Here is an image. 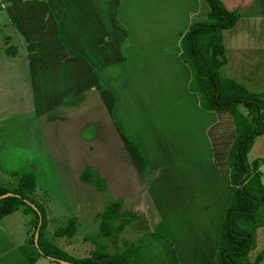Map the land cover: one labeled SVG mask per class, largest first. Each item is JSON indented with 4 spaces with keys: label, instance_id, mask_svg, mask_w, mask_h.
Wrapping results in <instances>:
<instances>
[{
    "label": "crops",
    "instance_id": "1",
    "mask_svg": "<svg viewBox=\"0 0 264 264\" xmlns=\"http://www.w3.org/2000/svg\"><path fill=\"white\" fill-rule=\"evenodd\" d=\"M1 1L25 58L38 113L96 96L131 152L141 183L133 204L121 198L122 211L135 212L142 222L140 228L135 221L124 229L128 242L141 246L132 264H215L217 230L230 191L224 139L233 124L223 113L199 106L189 89L190 69L179 58L178 33L199 18L201 0H121L117 19L127 31L122 46L123 32L111 20L115 0ZM251 36L257 40L253 53L248 59L241 46L235 69L249 63L257 77L240 73L239 81L232 79L264 93V32ZM97 125L92 123L95 130ZM247 159L264 166V133L254 139ZM45 211L46 238L59 248L73 240L51 235L59 225L50 231L53 219ZM76 217L80 225L81 215ZM251 256L264 264V206Z\"/></svg>",
    "mask_w": 264,
    "mask_h": 264
},
{
    "label": "rangeland",
    "instance_id": "2",
    "mask_svg": "<svg viewBox=\"0 0 264 264\" xmlns=\"http://www.w3.org/2000/svg\"><path fill=\"white\" fill-rule=\"evenodd\" d=\"M201 2L202 12L195 21L207 20L208 6L204 0ZM220 2L238 16L235 26L222 32L227 64L220 74L234 77L236 81L240 73L246 79L257 77L256 68L249 63L238 71L234 61L243 45L249 59L253 53L251 45L257 43L251 35L264 32V0ZM2 8L0 0V184L12 187L20 174L33 172L35 197L43 200L40 203L53 219L50 231L54 226L65 225L70 217L81 215V224L71 237L73 240L60 246L70 256L101 260L120 253L130 241L129 234H125L129 230L122 231L117 242L112 243L99 233L95 218L109 202L119 197L133 204L136 196L133 193L141 178L131 152L117 138L109 115L96 96L87 95L82 103L71 106H57L47 115L38 113L32 98L30 74L24 56L20 55L22 49ZM8 47H14L16 54H6ZM260 68L264 71V66ZM244 82L246 85L240 84L255 91L250 83ZM94 121L98 124L97 130L92 127ZM232 129L224 139L228 151L235 136L233 125ZM217 132L214 130L213 134L219 149ZM91 146L92 151H89ZM93 159L96 160L93 169L107 180L103 192L79 179L86 165L92 168ZM26 221L21 210L0 218V264H62L53 262L38 250ZM141 223L136 220L135 227L140 228Z\"/></svg>",
    "mask_w": 264,
    "mask_h": 264
},
{
    "label": "trees",
    "instance_id": "3",
    "mask_svg": "<svg viewBox=\"0 0 264 264\" xmlns=\"http://www.w3.org/2000/svg\"><path fill=\"white\" fill-rule=\"evenodd\" d=\"M121 0H115L111 11L113 24L122 30L119 40L122 46L127 37L126 29L117 19ZM208 6L207 20H193L187 29L178 33L179 58L190 69L189 89L199 97L202 109L223 113L234 126L235 136L228 151L230 177L229 202L224 209L217 230L218 245L215 264H261V257H252L254 236L260 224V212L264 206V185L260 181L259 161L249 162L247 154L256 137L264 133V93L248 91L241 84L220 74L225 65L223 34L235 26L237 13L226 9L220 0H204ZM5 53L15 55L16 49L8 47ZM138 150L137 146L134 145ZM82 183L98 191L107 188L106 179L86 165L80 173ZM36 188L33 172L20 174L12 187L0 184V218L21 210L27 217L26 224L32 237L38 231L37 248L53 262L69 264H132L133 255L140 244L127 243L124 250L111 257L94 260L90 257L70 256L51 239L46 238L47 215L44 206L32 195ZM7 196H3L6 195ZM121 197L109 202L97 213L99 233L116 243L119 234L131 223L139 220L132 211H122ZM78 219L70 217L65 225L53 229L55 238H71L77 232ZM156 236H162L154 233Z\"/></svg>",
    "mask_w": 264,
    "mask_h": 264
},
{
    "label": "water",
    "instance_id": "4",
    "mask_svg": "<svg viewBox=\"0 0 264 264\" xmlns=\"http://www.w3.org/2000/svg\"><path fill=\"white\" fill-rule=\"evenodd\" d=\"M260 181L261 183L264 185V166H262L260 169ZM8 194L6 195H3V196H7ZM37 238H38V231H36L35 235H34V243L36 244L37 246ZM62 264H69L67 262H61Z\"/></svg>",
    "mask_w": 264,
    "mask_h": 264
}]
</instances>
